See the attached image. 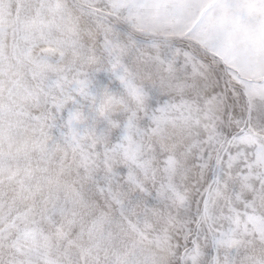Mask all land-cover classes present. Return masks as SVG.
<instances>
[{
    "label": "snow or ice",
    "instance_id": "6c2138e0",
    "mask_svg": "<svg viewBox=\"0 0 264 264\" xmlns=\"http://www.w3.org/2000/svg\"><path fill=\"white\" fill-rule=\"evenodd\" d=\"M0 264H264V0H0Z\"/></svg>",
    "mask_w": 264,
    "mask_h": 264
}]
</instances>
